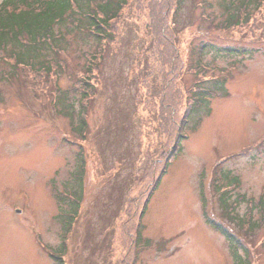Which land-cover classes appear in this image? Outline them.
<instances>
[{
  "label": "rangeland",
  "instance_id": "rangeland-1",
  "mask_svg": "<svg viewBox=\"0 0 264 264\" xmlns=\"http://www.w3.org/2000/svg\"><path fill=\"white\" fill-rule=\"evenodd\" d=\"M261 17L226 30L217 0H130L100 51L73 34L47 73L1 58L0 264H264V223L232 224L215 188L230 172L232 203L264 194ZM201 86L214 96L182 134ZM77 171L70 221L55 194ZM235 209L243 218L249 203ZM210 222L234 235L238 259Z\"/></svg>",
  "mask_w": 264,
  "mask_h": 264
},
{
  "label": "trees",
  "instance_id": "trees-1",
  "mask_svg": "<svg viewBox=\"0 0 264 264\" xmlns=\"http://www.w3.org/2000/svg\"><path fill=\"white\" fill-rule=\"evenodd\" d=\"M130 0H3L0 3V61L1 58L13 61L14 65L24 69L35 70L38 73H47L50 68H60L56 56L65 52L67 37L75 34L91 39L92 43H97L99 51L105 43L114 42L113 24L121 17L122 12L128 6ZM185 0H179L181 5ZM203 1V0H202ZM206 1V0H204ZM209 1V0H207ZM221 3L225 20L221 26L230 30L237 27H244L257 13L264 23V0H217ZM232 53V51H228ZM235 52H233L234 54ZM89 60L93 59L90 53H86ZM96 56L100 53H94ZM2 55V56H1ZM86 56V55H85ZM86 56V58H87ZM96 57L94 61L96 62ZM58 66V67H57ZM52 71V69H51ZM86 75L87 72L85 73ZM84 74V75H85ZM88 92L84 94L87 96ZM214 93L207 91L206 88L197 87L194 94V101L181 124L182 134L185 133L187 125L192 121V115L203 106ZM88 97V96H87ZM87 97H83L86 99ZM75 108L74 105L70 106ZM81 117V113L78 114ZM79 127L74 129L83 133L86 122L80 119ZM186 139L187 135L180 136ZM181 142V140H180ZM181 152V143L174 147L173 158ZM168 163L162 169L159 176L155 179L147 199L143 205L141 216L143 217L148 209L151 198L159 190L163 178L167 174ZM83 169V166L81 167ZM83 176L77 171L73 174L71 193L56 195L58 203L62 206L71 207L67 212L70 221L77 214L81 203V192L83 187ZM220 183H227L234 188H239L241 182L238 177H234L230 172L223 173L222 178L216 183V191L219 195V203L224 210L228 220L238 226H247L249 230H256L259 223H264V194L258 201L245 200V197H238L237 201L231 202V194ZM229 185V186H230ZM249 203V211L243 218L235 208L239 203ZM257 212L258 221H253V215ZM63 214H66L63 212ZM247 221V222H246ZM67 224H69L67 222ZM212 227L223 235L229 244L232 256L238 259L236 252L239 242L234 235L218 224L211 223ZM143 224L139 223L137 228L138 240L143 229ZM140 232V233H139ZM240 245V244H239ZM238 246V247H237ZM241 246V245H240ZM241 248V247H239ZM61 260V259H60ZM62 262V261H61Z\"/></svg>",
  "mask_w": 264,
  "mask_h": 264
}]
</instances>
